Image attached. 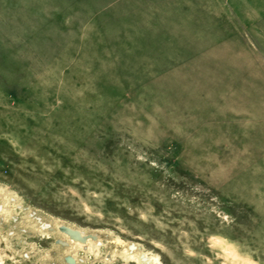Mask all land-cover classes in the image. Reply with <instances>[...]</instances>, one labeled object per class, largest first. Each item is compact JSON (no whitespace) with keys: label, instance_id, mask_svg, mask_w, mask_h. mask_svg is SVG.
Wrapping results in <instances>:
<instances>
[{"label":"rangeland","instance_id":"1","mask_svg":"<svg viewBox=\"0 0 264 264\" xmlns=\"http://www.w3.org/2000/svg\"><path fill=\"white\" fill-rule=\"evenodd\" d=\"M0 264H264V0H0Z\"/></svg>","mask_w":264,"mask_h":264},{"label":"bare ground","instance_id":"2","mask_svg":"<svg viewBox=\"0 0 264 264\" xmlns=\"http://www.w3.org/2000/svg\"><path fill=\"white\" fill-rule=\"evenodd\" d=\"M63 227L64 226L61 227V230L64 232V234H66L67 238L69 239V242L83 245V244L87 243L89 240H92V237L90 235L83 234L81 231L78 232L79 237H75L73 234L76 230L70 231V228L68 229V227H65V228H63Z\"/></svg>","mask_w":264,"mask_h":264},{"label":"water","instance_id":"3","mask_svg":"<svg viewBox=\"0 0 264 264\" xmlns=\"http://www.w3.org/2000/svg\"><path fill=\"white\" fill-rule=\"evenodd\" d=\"M70 231H71V230H70ZM73 235H74L75 237H79V234H78L77 231H75Z\"/></svg>","mask_w":264,"mask_h":264}]
</instances>
